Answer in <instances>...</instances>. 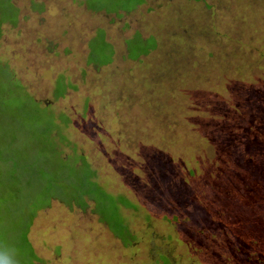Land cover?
<instances>
[{
	"label": "rangeland",
	"instance_id": "374dc122",
	"mask_svg": "<svg viewBox=\"0 0 264 264\" xmlns=\"http://www.w3.org/2000/svg\"><path fill=\"white\" fill-rule=\"evenodd\" d=\"M0 20L19 264H264V0H0Z\"/></svg>",
	"mask_w": 264,
	"mask_h": 264
},
{
	"label": "trees",
	"instance_id": "16d2710c",
	"mask_svg": "<svg viewBox=\"0 0 264 264\" xmlns=\"http://www.w3.org/2000/svg\"><path fill=\"white\" fill-rule=\"evenodd\" d=\"M3 21H5V20H0V23L1 22H3ZM8 79H10V78H8ZM34 101V100H33ZM35 103H38V102H36V101H34ZM123 202H124V204H125V206L126 207H133L132 209H134L135 208V205L132 203V202H130L128 199H126V198H124V196H123ZM3 203H5L6 205H8L10 208H9V210L10 211H12L13 213L14 212H18L20 215H22V213L24 212L25 213V211L26 210H28V203H29V194L28 193H26L24 196H23V198L21 197V196H18L16 199H14L13 197H11V196H7L6 197V199H4L3 200ZM38 210V209H37ZM36 212L37 211H35V212H32V217H31V220L33 221V217L36 215ZM102 211L100 210V213H101ZM102 214V213H101ZM118 217H120L121 219H120V223H119V226L115 223V219H113V218H110V217H108L109 218V221H107L109 224H110V222L112 223H114L115 225H117V226H115L116 228L114 229V232L117 234H119V235H122V232H124V235L126 234V232L127 231H129L130 229H129V227L127 226V223H125V220L121 217V216H119V215H117ZM15 217V216H14ZM24 217V216H23ZM15 219H16V217H15ZM106 218H104L103 220H105ZM30 220V221H31ZM122 221V222H121ZM17 222V221H16ZM29 229V228H28ZM27 229V230H28ZM3 232L5 231V230H2ZM2 235V237L4 238V237H6V239H5V241L7 242L8 241V237L6 236V235H4V234H1ZM127 237V239H126V241H130V237L129 236H126ZM132 241V240H131ZM31 247V246H30ZM35 254V253H34ZM17 256H19V252L17 251ZM35 256L37 257V255L35 254ZM32 258V257H31ZM30 258V259H31ZM38 258V257H37ZM167 259V258H166ZM165 259V260H166ZM38 260V259H37ZM166 262L168 263L169 262V259H167L166 260ZM164 263V262H163ZM169 264V263H168Z\"/></svg>",
	"mask_w": 264,
	"mask_h": 264
},
{
	"label": "clouds",
	"instance_id": "9594fccd",
	"mask_svg": "<svg viewBox=\"0 0 264 264\" xmlns=\"http://www.w3.org/2000/svg\"><path fill=\"white\" fill-rule=\"evenodd\" d=\"M0 264H19L17 253L13 249L0 244Z\"/></svg>",
	"mask_w": 264,
	"mask_h": 264
},
{
	"label": "crops",
	"instance_id": "0c3cea01",
	"mask_svg": "<svg viewBox=\"0 0 264 264\" xmlns=\"http://www.w3.org/2000/svg\"><path fill=\"white\" fill-rule=\"evenodd\" d=\"M86 8H87V7H86ZM87 9H88V10H89V9L92 10L91 8H87ZM45 11H46V10H45ZM45 11H44V12H45ZM129 11H130V10H129ZM131 11H132V10H131ZM83 20H84V19H83ZM124 44H125V43H124Z\"/></svg>",
	"mask_w": 264,
	"mask_h": 264
},
{
	"label": "flooded vegetation",
	"instance_id": "af4514ba",
	"mask_svg": "<svg viewBox=\"0 0 264 264\" xmlns=\"http://www.w3.org/2000/svg\"><path fill=\"white\" fill-rule=\"evenodd\" d=\"M110 14V13H109Z\"/></svg>",
	"mask_w": 264,
	"mask_h": 264
}]
</instances>
